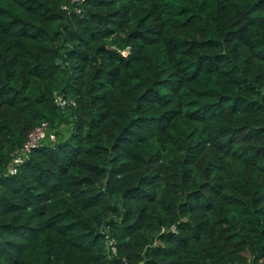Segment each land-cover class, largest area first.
<instances>
[{"label": "trees", "instance_id": "1", "mask_svg": "<svg viewBox=\"0 0 264 264\" xmlns=\"http://www.w3.org/2000/svg\"><path fill=\"white\" fill-rule=\"evenodd\" d=\"M0 264H264V0H0Z\"/></svg>", "mask_w": 264, "mask_h": 264}, {"label": "built area", "instance_id": "2", "mask_svg": "<svg viewBox=\"0 0 264 264\" xmlns=\"http://www.w3.org/2000/svg\"><path fill=\"white\" fill-rule=\"evenodd\" d=\"M77 1V0H75ZM127 52L124 51L123 54ZM46 126L47 124L45 122L41 123L40 125L36 126L33 128L30 133L27 136L26 141L17 149H15L12 153V159L9 162L7 168H6V173L7 174H13L16 172L17 167L23 163V161L28 158L30 153L34 148H36L47 136L46 132ZM49 139L51 141H54L55 137L53 134L48 135ZM107 239V245L112 252V254L116 253V246L115 242L111 238H106Z\"/></svg>", "mask_w": 264, "mask_h": 264}, {"label": "clouds", "instance_id": "3", "mask_svg": "<svg viewBox=\"0 0 264 264\" xmlns=\"http://www.w3.org/2000/svg\"><path fill=\"white\" fill-rule=\"evenodd\" d=\"M123 53V52H122Z\"/></svg>", "mask_w": 264, "mask_h": 264}]
</instances>
